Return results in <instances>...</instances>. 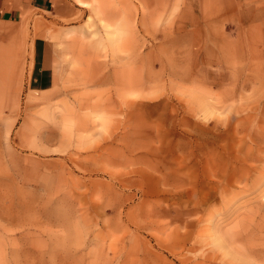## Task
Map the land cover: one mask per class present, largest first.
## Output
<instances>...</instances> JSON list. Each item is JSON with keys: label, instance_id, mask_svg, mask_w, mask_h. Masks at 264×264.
<instances>
[{"label": "rangeland", "instance_id": "rangeland-1", "mask_svg": "<svg viewBox=\"0 0 264 264\" xmlns=\"http://www.w3.org/2000/svg\"><path fill=\"white\" fill-rule=\"evenodd\" d=\"M70 2L2 80L0 264H264V0Z\"/></svg>", "mask_w": 264, "mask_h": 264}, {"label": "crops", "instance_id": "crops-1", "mask_svg": "<svg viewBox=\"0 0 264 264\" xmlns=\"http://www.w3.org/2000/svg\"><path fill=\"white\" fill-rule=\"evenodd\" d=\"M200 1V0H199ZM247 2L251 0H235ZM58 5H74L70 0H0V91L5 73L10 72V60L16 54L14 43L22 40L19 35L28 19L53 14ZM37 53V49L33 53Z\"/></svg>", "mask_w": 264, "mask_h": 264}]
</instances>
